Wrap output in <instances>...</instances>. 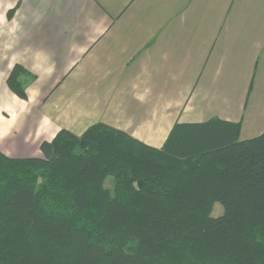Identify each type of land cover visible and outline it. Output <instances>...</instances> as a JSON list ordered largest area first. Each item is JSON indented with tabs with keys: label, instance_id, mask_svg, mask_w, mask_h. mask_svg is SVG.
Instances as JSON below:
<instances>
[{
	"label": "crops",
	"instance_id": "1",
	"mask_svg": "<svg viewBox=\"0 0 264 264\" xmlns=\"http://www.w3.org/2000/svg\"><path fill=\"white\" fill-rule=\"evenodd\" d=\"M16 63L26 99L6 84ZM211 118L264 132V0H0L2 153L43 157L96 122L160 147Z\"/></svg>",
	"mask_w": 264,
	"mask_h": 264
},
{
	"label": "trees",
	"instance_id": "2",
	"mask_svg": "<svg viewBox=\"0 0 264 264\" xmlns=\"http://www.w3.org/2000/svg\"><path fill=\"white\" fill-rule=\"evenodd\" d=\"M27 77L6 78L23 99ZM239 130L175 121L153 147L96 122L43 157L0 151V264H264V132Z\"/></svg>",
	"mask_w": 264,
	"mask_h": 264
},
{
	"label": "rangeland",
	"instance_id": "3",
	"mask_svg": "<svg viewBox=\"0 0 264 264\" xmlns=\"http://www.w3.org/2000/svg\"><path fill=\"white\" fill-rule=\"evenodd\" d=\"M105 185L106 186L110 185V180L109 179H107L105 181ZM222 210H223L222 205L219 202H214L211 215H213V216L220 215L222 213Z\"/></svg>",
	"mask_w": 264,
	"mask_h": 264
}]
</instances>
